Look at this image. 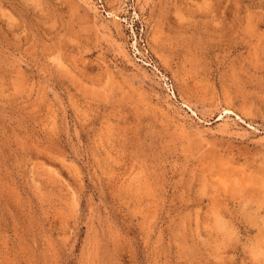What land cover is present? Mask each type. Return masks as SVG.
I'll return each instance as SVG.
<instances>
[{
  "label": "rangeland",
  "instance_id": "374dc122",
  "mask_svg": "<svg viewBox=\"0 0 264 264\" xmlns=\"http://www.w3.org/2000/svg\"><path fill=\"white\" fill-rule=\"evenodd\" d=\"M0 264H264V0H0Z\"/></svg>",
  "mask_w": 264,
  "mask_h": 264
}]
</instances>
